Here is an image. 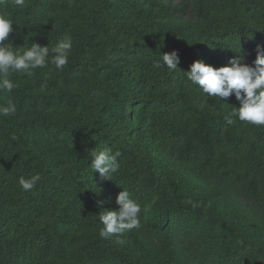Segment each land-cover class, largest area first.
I'll list each match as a JSON object with an SVG mask.
<instances>
[{
  "label": "trees",
  "instance_id": "1",
  "mask_svg": "<svg viewBox=\"0 0 264 264\" xmlns=\"http://www.w3.org/2000/svg\"><path fill=\"white\" fill-rule=\"evenodd\" d=\"M0 14L13 46L73 41L62 71L12 72L18 87L0 93L17 108L0 117V264H264V125L226 124L235 95L184 74L197 60L254 66L264 0H26ZM173 50L174 72L154 66ZM103 149L121 153L112 180L90 167ZM123 189L141 226L118 244L98 215Z\"/></svg>",
  "mask_w": 264,
  "mask_h": 264
},
{
  "label": "clouds",
  "instance_id": "2",
  "mask_svg": "<svg viewBox=\"0 0 264 264\" xmlns=\"http://www.w3.org/2000/svg\"><path fill=\"white\" fill-rule=\"evenodd\" d=\"M11 3L14 7H24L26 0H0V8L7 7ZM13 21L6 14H0V93H11L18 87L10 79V73L18 72L31 77L35 69L46 67L49 63L56 70H63L68 64L69 54L73 47L71 36L66 35L63 40L54 47L41 46L38 43H31L22 47L13 46L9 35L13 31ZM51 51V57H50ZM50 57V58H49ZM244 57H233L230 59V66L216 68L206 64L202 60L194 61L190 70L184 72L186 78L194 85L199 86L203 95L208 97L229 98L233 94L240 106H233L231 111L225 115L226 124H233L234 118L247 122L250 125H264V46H257V56L254 66L244 62ZM180 63V57L176 50L161 55L154 66L160 68L166 66L169 72H174ZM17 111L15 103L11 99L0 104V117H10ZM13 140L18 137L13 134ZM91 156L90 167L92 172H98L102 179L112 180L111 176L120 169L118 157L119 151L113 154L110 149L88 151ZM41 180L39 174L29 178L21 176L19 185L25 192L33 190ZM191 203V201H188ZM104 203L103 201L99 204ZM117 210H104L99 215V222L102 227L99 230L101 239L116 237V243L123 241L120 237L127 231L139 228L141 206L131 198L130 193L123 189L116 199ZM98 204V206H99ZM193 207H196L193 204Z\"/></svg>",
  "mask_w": 264,
  "mask_h": 264
}]
</instances>
